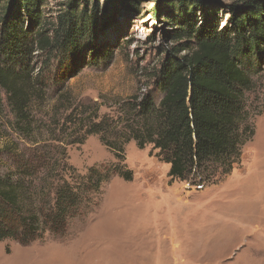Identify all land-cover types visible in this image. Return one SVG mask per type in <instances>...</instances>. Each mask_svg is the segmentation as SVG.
<instances>
[{"label":"rangeland","instance_id":"obj_1","mask_svg":"<svg viewBox=\"0 0 264 264\" xmlns=\"http://www.w3.org/2000/svg\"><path fill=\"white\" fill-rule=\"evenodd\" d=\"M243 2L207 0L204 8L193 9L190 20L177 0H89L96 17L80 42L79 69L66 80L58 77L53 85L42 78L46 86L35 91L30 103V132L15 129L16 116L0 94V149L48 145L60 161L66 149L68 164L80 176L112 164L133 172L131 181L116 174L102 183L101 192L70 219L63 235L47 232L28 245L0 241V264H264V59L244 98L248 133L240 162L213 183L199 186L171 179L170 164L156 155L157 150L151 145L140 149L134 140L124 144L123 159L100 135H89L83 144H67L80 119L96 107L100 117L118 118L126 101L148 94L159 100L155 72L174 48L195 40L174 39L177 28L191 21L197 28L215 24L222 29L230 25L231 5L242 10ZM78 3L84 6V0H42L39 14L51 29L68 6ZM15 9L13 0H6L4 15ZM24 57L30 77L46 65L52 74L56 70L48 54L35 46Z\"/></svg>","mask_w":264,"mask_h":264},{"label":"trees","instance_id":"obj_2","mask_svg":"<svg viewBox=\"0 0 264 264\" xmlns=\"http://www.w3.org/2000/svg\"><path fill=\"white\" fill-rule=\"evenodd\" d=\"M177 1L193 19V9L204 8L207 0ZM243 1L242 10L231 5L230 25L222 29L215 24L197 28L191 21L177 28L174 39L189 36L195 40L184 48H174L155 72L160 80L159 100L148 94L126 101L118 118L100 117L96 107L80 119L67 144H83L89 135H100L101 142L120 159L124 144L131 140L140 149L151 145L170 164L171 179L199 186L230 173L240 162L248 133L244 98L264 59V0ZM13 2L16 9L5 16L6 0H0V94H5L16 116L15 129L25 133L31 127L32 96L46 86L42 78L53 85L58 77L66 80L79 69L80 42L91 31L96 12L84 0V6H68L48 29L39 14L44 8L40 7L42 0ZM25 10L28 16H18ZM154 15L158 17V9ZM30 21L31 26L27 25ZM33 46L55 62L53 74L46 65L30 77L22 61ZM186 49L182 56H172ZM65 59L68 62L60 64ZM51 148L0 149V241L28 245L47 232L63 235L70 219L84 212L101 192L102 183L116 174L126 181L133 179L132 170L121 164L94 167L80 176L68 164L66 149L60 161ZM8 163L7 172H1ZM37 188L41 190L34 193Z\"/></svg>","mask_w":264,"mask_h":264}]
</instances>
